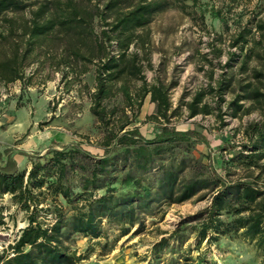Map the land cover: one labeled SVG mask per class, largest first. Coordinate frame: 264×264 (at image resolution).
<instances>
[{
    "label": "trees",
    "instance_id": "trees-1",
    "mask_svg": "<svg viewBox=\"0 0 264 264\" xmlns=\"http://www.w3.org/2000/svg\"><path fill=\"white\" fill-rule=\"evenodd\" d=\"M122 2L107 0L99 7L82 0H0V86L31 84L35 72L45 68L59 74L65 91L77 83L86 91L103 149L97 155L71 141L44 153H23L30 161L22 168L13 149L0 150V226L13 217L10 206L27 221L14 242L0 251V264H77L95 244L106 250L120 237L141 232L155 206L193 197L206 204L151 245L148 264H159L172 244L188 241L186 228L195 245L179 251L176 261L181 264H218L202 253L193 259L190 251L203 241L210 247L223 236L264 251V123L247 125V139L228 158L225 176L210 164L206 168L191 155L175 152L201 139L193 129L171 124L181 115H213L224 125L226 115L264 111V21L241 25L229 36L227 50L220 36L209 37L207 50L192 54L205 81L182 91L174 104L170 91L178 80L154 73L149 81L145 75L146 69L156 70L147 26L169 1L131 0L125 9ZM95 18L101 24L98 31ZM203 19L200 12L204 24ZM92 67L95 82L89 88L81 76ZM234 67L237 76L227 73ZM147 96L155 105L147 119L160 126L150 137L134 125ZM235 166L243 176L232 178ZM117 182L129 189L119 193ZM75 234L92 242L84 252L71 247Z\"/></svg>",
    "mask_w": 264,
    "mask_h": 264
},
{
    "label": "rangeland",
    "instance_id": "rangeland-1",
    "mask_svg": "<svg viewBox=\"0 0 264 264\" xmlns=\"http://www.w3.org/2000/svg\"><path fill=\"white\" fill-rule=\"evenodd\" d=\"M82 1L101 7L107 0ZM120 1H123L120 4L125 9L131 0ZM168 1V8L156 13L147 26L151 60L156 70L153 72L146 69L145 75L149 81L154 73H158L167 81L178 80L179 84L170 91L175 104L182 91H192L205 81L203 72L198 70L194 63L197 59L192 56L194 51L196 49L206 51L207 46L204 42L216 35L221 37L223 41L221 45L227 50L229 36L241 25L251 21L250 25L253 26L252 22L255 19L264 21V0ZM181 3L186 7L182 8ZM200 12H203L204 24L199 20ZM100 25L98 18H95L94 30L98 31ZM225 59L224 53L220 57L221 63ZM30 71H33L32 68L27 70L28 73H31ZM219 72L220 69L217 68L216 73ZM227 73L238 75L236 67ZM81 80L89 88H93L94 67L82 75ZM230 97L231 94L228 93L226 98ZM119 101L118 98L116 102ZM89 106L90 102L84 89L80 90L79 85L74 83L69 91H65L59 74L47 68L43 72H35L31 84L26 85L17 81L6 87L0 86V150L13 149L15 159L21 168L29 166L30 161L23 153H44L47 147L59 148L71 141L80 143L93 154L101 155L102 132L90 113ZM154 108L155 105L146 97L135 119L134 125L140 128L145 137L159 131V124L147 119V116L154 112ZM252 122L264 123V111L254 108L237 118L226 115L224 125L213 115H198L193 118L181 115L173 118L171 124L178 130L193 129L198 133L195 137L201 139L187 146L183 144L176 148L175 152L179 155H191L206 165V168L210 164L216 173L225 176L229 165L227 160L239 145L246 141L245 129ZM231 171L237 173L232 178L244 175V171L236 166ZM188 172L185 171L184 175H188ZM114 187L119 193L129 189L119 182L114 184ZM103 191L100 190V193ZM205 204L206 200L193 197L179 204L155 206L154 213L145 217V227L141 232L120 237L106 250L95 244L94 251L89 257L77 264H148L151 245L162 236L167 237L180 220ZM9 212L13 217L6 218V224L0 226V251L13 243L19 230L27 224L22 212L13 206L9 207ZM187 225L189 224L185 227H189ZM186 229L184 230L185 235L189 237L188 241L181 246L173 242V250L171 248L165 250L159 264L182 263L176 261L179 251L187 249L189 244H192L191 247L195 245L193 234ZM69 243L71 247L84 252L92 242H89L87 237L75 234ZM198 253L206 254L208 259L218 264H264V251H260L253 243L234 236H223L210 247L203 241L199 249L193 248L190 251V256L196 259Z\"/></svg>",
    "mask_w": 264,
    "mask_h": 264
},
{
    "label": "crops",
    "instance_id": "crops-1",
    "mask_svg": "<svg viewBox=\"0 0 264 264\" xmlns=\"http://www.w3.org/2000/svg\"><path fill=\"white\" fill-rule=\"evenodd\" d=\"M149 98V96H147ZM152 103V102H151ZM154 104V103H153Z\"/></svg>",
    "mask_w": 264,
    "mask_h": 264
}]
</instances>
